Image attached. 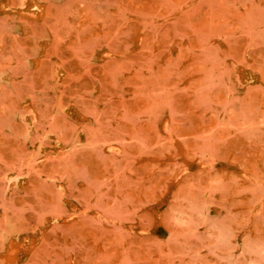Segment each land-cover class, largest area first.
<instances>
[{"label": "rangeland", "instance_id": "rangeland-1", "mask_svg": "<svg viewBox=\"0 0 264 264\" xmlns=\"http://www.w3.org/2000/svg\"><path fill=\"white\" fill-rule=\"evenodd\" d=\"M0 264H264V0H0Z\"/></svg>", "mask_w": 264, "mask_h": 264}]
</instances>
